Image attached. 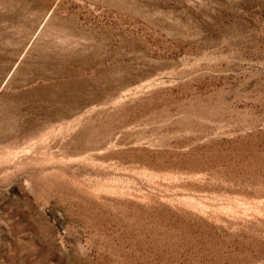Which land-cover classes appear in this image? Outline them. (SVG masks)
Listing matches in <instances>:
<instances>
[{"label": "rangeland", "instance_id": "obj_1", "mask_svg": "<svg viewBox=\"0 0 264 264\" xmlns=\"http://www.w3.org/2000/svg\"><path fill=\"white\" fill-rule=\"evenodd\" d=\"M0 264H264V0H0Z\"/></svg>", "mask_w": 264, "mask_h": 264}]
</instances>
